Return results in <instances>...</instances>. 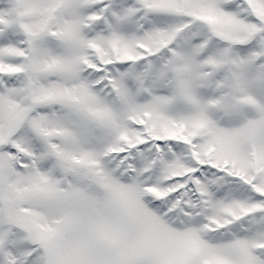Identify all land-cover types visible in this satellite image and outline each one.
Segmentation results:
<instances>
[{"label":"snow or ice","instance_id":"6c2138e0","mask_svg":"<svg viewBox=\"0 0 264 264\" xmlns=\"http://www.w3.org/2000/svg\"><path fill=\"white\" fill-rule=\"evenodd\" d=\"M0 264H264V0H0Z\"/></svg>","mask_w":264,"mask_h":264}]
</instances>
